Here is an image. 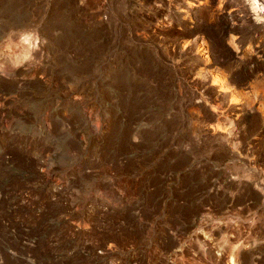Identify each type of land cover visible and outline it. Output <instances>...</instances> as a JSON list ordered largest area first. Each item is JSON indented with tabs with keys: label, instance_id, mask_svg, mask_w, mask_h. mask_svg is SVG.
I'll use <instances>...</instances> for the list:
<instances>
[{
	"label": "rangeland",
	"instance_id": "obj_1",
	"mask_svg": "<svg viewBox=\"0 0 264 264\" xmlns=\"http://www.w3.org/2000/svg\"><path fill=\"white\" fill-rule=\"evenodd\" d=\"M226 1L0 0V264H264V41Z\"/></svg>",
	"mask_w": 264,
	"mask_h": 264
},
{
	"label": "bare ground",
	"instance_id": "obj_2",
	"mask_svg": "<svg viewBox=\"0 0 264 264\" xmlns=\"http://www.w3.org/2000/svg\"><path fill=\"white\" fill-rule=\"evenodd\" d=\"M144 1V0H143ZM145 1H148V0H145ZM154 1H158V2H160V3H158V4H160L159 6H163V7H166V9L167 10H165L166 11V13L168 14L167 15V17H169V19H171V20H173L174 22L175 21H177L176 23L178 24V25H182L183 23V21H182V18H188V19H191L192 17H196V15L197 14H203L205 11L207 12V11H211V8H212V5L214 4V2L216 1V0H189V1H187L186 2V0H173V2L175 3V4H178V6L179 7H183V10H181L182 12V15L180 16V17H178L177 16V13H176V10H174L173 9V6L170 4V2L172 1V0H150V2H151V6H152V3H154ZM227 2V4L228 5H233V6H236L238 9H237V11H236V13H234V15H233V18H235L236 16H238V14L237 13H242V17L239 19V20H241L242 21V19H243V21H242V25L240 24V25H236V26H232V24L229 22V23H227V22H225V27L226 28H229L228 30L229 31H233L234 33H236V34H239V43H241V42H244V41H242V39L245 37V31L243 30L244 28V26H245V24H244V22L246 23V25H248V27L249 28H251L252 30H254L255 32H257L256 34L257 35H255V33H253L254 34V38H251V39H254V40H247V42L249 43V44H251V46H253V47H256L257 45H256V41H258V39L259 38H262V40L264 41V0H227L226 1ZM172 3V2H171ZM186 3L187 4H189V6L188 7H186ZM155 4V3H154ZM174 4V5H175ZM202 4V6H200L199 7V9H196V10H193V8L194 7H196V6H198V5H201ZM226 5V4H225ZM133 8V7H132ZM163 11V10H162ZM161 11V12H162ZM144 12V11H143ZM146 12V11H145ZM101 13V12H100ZM160 13V11H158V9H155L154 10V12L152 13L153 15H157V14H159ZM97 14V13H96ZM99 14V13H98ZM98 14L97 15H95V16H97L98 17ZM143 13H142V10H141V8H139V9H132V10H130V17L132 18V19H141L142 18V16H144V15H142ZM163 14V13H162ZM100 15H102V13L100 14ZM99 15V16H100ZM148 15H149V12H148ZM151 15V14H150ZM160 15V14H159ZM202 16V15H201ZM101 17V16H100ZM166 17V16H165ZM198 17V16H197ZM220 17H221V20H225L226 18H228V16H225L224 14H220ZM102 18V17H101ZM145 18V17H144ZM231 18V17H230ZM168 19V20H169ZM229 19V18H228ZM236 19V18H235ZM227 20V19H226ZM227 21H229V20H227ZM189 22V21H188ZM224 22V21H223ZM191 23V22H190ZM231 24V25H230ZM244 25V26H243ZM227 30V31H228ZM195 31V30H194ZM185 29L183 30V29H181V30H179V29H177V33L180 35L181 34V36L183 37V35L182 34H184L185 35ZM191 34V33H190ZM252 34V35H253ZM260 34V35H259ZM248 35H250V34H248ZM247 35V36H248ZM187 37V36H186ZM240 38H242V39H240ZM244 43H246V41L244 42ZM225 45V44H224ZM225 47H226V45H225ZM250 47V46H249ZM201 51V50H200ZM204 60V59H203ZM205 61V60H204ZM212 63H214V62H212ZM211 63V64H212ZM203 65V64H202ZM206 67V66H205ZM211 67V66H210ZM209 67V68H210ZM199 70V69H198ZM208 70V69H207ZM211 75H212V77H213V82H217V81H219V79H218V77L213 73H210ZM218 79V80H217ZM222 79V78H221ZM221 79H220V81H221ZM218 83V82H217ZM223 83V82H222ZM228 83V82H227ZM228 87V86H227ZM226 87V88H227ZM230 87V86H229ZM222 88V87H221ZM225 88V89H226ZM228 89H230V88H228ZM235 91V90H234ZM231 94V93H230ZM232 95V94H231ZM233 96V95H232ZM236 96V95H235ZM231 97V96H230ZM232 99V98H231ZM70 101H72L71 103L72 104H74V103H76V97H72L71 99H70ZM85 115V114H84ZM88 118V117H87ZM88 121V120H87ZM87 124H89V126H87L88 127V129H91L92 128V125L88 122Z\"/></svg>",
	"mask_w": 264,
	"mask_h": 264
}]
</instances>
